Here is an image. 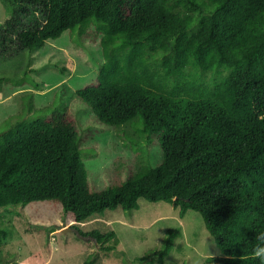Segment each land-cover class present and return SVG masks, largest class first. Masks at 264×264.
Returning a JSON list of instances; mask_svg holds the SVG:
<instances>
[{"label": "trees", "instance_id": "16d2710c", "mask_svg": "<svg viewBox=\"0 0 264 264\" xmlns=\"http://www.w3.org/2000/svg\"><path fill=\"white\" fill-rule=\"evenodd\" d=\"M2 1L0 47L40 48L93 25L104 61L75 93L101 123L138 118L140 132L156 134L162 159L96 189L75 116L45 106L0 132V209L49 200L80 222L137 207L140 197L168 200L198 210L219 245L222 253L201 264H259L252 251L264 232V0ZM176 232L158 248L159 261ZM110 233L90 232L99 242ZM7 235L0 226V245Z\"/></svg>", "mask_w": 264, "mask_h": 264}, {"label": "rangeland", "instance_id": "374dc122", "mask_svg": "<svg viewBox=\"0 0 264 264\" xmlns=\"http://www.w3.org/2000/svg\"><path fill=\"white\" fill-rule=\"evenodd\" d=\"M7 15L0 0V23ZM99 37L91 25L81 34L66 30L40 48L3 43L0 132L17 120L34 118L39 108L67 107L77 120L88 181L104 189L159 163L162 150L156 134L139 131L134 122L138 118L118 125L101 123L75 93L104 61ZM0 226L8 230L0 245V264H82L90 257L94 264H201L206 256L222 253L198 210H181L168 200L140 197L137 207L107 208L80 222L67 221L57 202L34 201L1 208ZM171 229L177 230L172 247L159 261L155 255ZM94 230L112 233L99 242L90 234ZM139 256L146 259L136 260Z\"/></svg>", "mask_w": 264, "mask_h": 264}, {"label": "clouds", "instance_id": "9594fccd", "mask_svg": "<svg viewBox=\"0 0 264 264\" xmlns=\"http://www.w3.org/2000/svg\"><path fill=\"white\" fill-rule=\"evenodd\" d=\"M255 239L258 241L253 248V258L259 261V264H264V232L256 233Z\"/></svg>", "mask_w": 264, "mask_h": 264}, {"label": "water", "instance_id": "95a60500", "mask_svg": "<svg viewBox=\"0 0 264 264\" xmlns=\"http://www.w3.org/2000/svg\"><path fill=\"white\" fill-rule=\"evenodd\" d=\"M67 229H68V228L65 227V228H62L61 230L64 232V231H66Z\"/></svg>", "mask_w": 264, "mask_h": 264}]
</instances>
